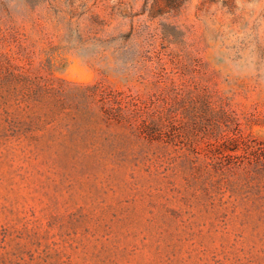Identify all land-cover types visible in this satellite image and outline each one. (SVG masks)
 Masks as SVG:
<instances>
[{"label": "rangeland", "instance_id": "obj_1", "mask_svg": "<svg viewBox=\"0 0 264 264\" xmlns=\"http://www.w3.org/2000/svg\"><path fill=\"white\" fill-rule=\"evenodd\" d=\"M113 92L164 118L153 140L105 120ZM207 98L255 143L233 186ZM257 144L264 0H0V264H264Z\"/></svg>", "mask_w": 264, "mask_h": 264}, {"label": "trees", "instance_id": "obj_2", "mask_svg": "<svg viewBox=\"0 0 264 264\" xmlns=\"http://www.w3.org/2000/svg\"><path fill=\"white\" fill-rule=\"evenodd\" d=\"M75 33L76 32H74V34ZM74 34H71V36ZM130 36L131 34L121 35L118 38L124 39L129 38ZM77 37L81 38L80 35H77ZM121 57L124 59V64L139 62L138 52H130L128 55H126L125 52H122ZM160 81L161 78H159V82ZM170 91L174 94V96L179 95L177 88L174 86L171 87ZM122 96V92H113V100H107L106 97L101 96L100 101L102 103L105 120L124 124L129 129L137 132L140 136L153 140V138L159 134L160 126L162 125V120L164 118L160 116L154 121H149L144 116L145 107L143 106V103L139 101L140 99L138 97L129 95L127 96L129 101L125 102V99ZM198 106L199 108H197V111L200 114H203L212 107L215 119L212 121V127L207 129H210L209 131L213 130L216 132H211L210 134L212 136H207L210 140L208 144L210 160L212 161L210 164L212 166L215 165L216 172H219L220 175L223 176L225 186H233L232 182L228 178L239 170L249 171L248 168H245V165L252 160L253 152H251V150L254 149V146L251 144L255 143L239 137L238 134H233V138H226L225 134L217 132L218 129H220L219 124L228 127V123L231 122V124H234L235 127L238 126L235 118L233 117L232 111L229 110L227 105L223 103H219L218 105L215 103L212 104L207 98L201 100ZM168 111L171 112L172 109L169 108ZM191 111L195 112V108H192ZM220 116L225 119L222 120ZM233 131H236V129ZM257 146L258 147L255 148V152H259V155L264 160V144H257ZM240 148L242 149V153L236 154Z\"/></svg>", "mask_w": 264, "mask_h": 264}]
</instances>
